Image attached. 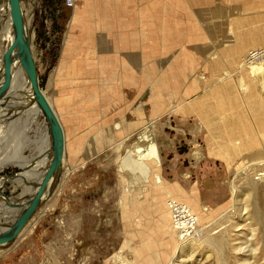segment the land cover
<instances>
[{"label":"rangeland","instance_id":"obj_1","mask_svg":"<svg viewBox=\"0 0 264 264\" xmlns=\"http://www.w3.org/2000/svg\"><path fill=\"white\" fill-rule=\"evenodd\" d=\"M21 1L39 86L63 124L65 161L22 232L0 246V264H264V153L255 160L240 153L227 166L218 145L207 139L203 118L211 116V132H220L215 95L231 107L228 117L264 114L262 78L240 61L264 37L251 34V41L233 48L236 38L230 35L244 17L236 7L247 3L142 0L140 8L133 1L87 0L88 7L85 0H74L72 7L65 0ZM220 12L221 31L212 24ZM124 69L136 76L130 87L125 84L131 90L120 85ZM57 80L65 88H56ZM205 103L198 117L194 109ZM146 108L159 110L151 116ZM11 110L0 114L8 129L0 141V177L19 171L3 160L18 127L10 123ZM152 119L158 159L148 164L145 181L120 165L150 144L139 137ZM261 131L255 122L241 132L261 144ZM19 136L21 156L36 158L37 150H28L33 137ZM227 159L232 161L230 154ZM250 179L257 180L255 188H249ZM4 183L1 194L19 199L24 182ZM172 201L188 210L189 230L195 225L191 217L198 220L188 237L191 254L169 231L164 214ZM6 213L0 210V227L14 216Z\"/></svg>","mask_w":264,"mask_h":264},{"label":"bare ground","instance_id":"obj_2","mask_svg":"<svg viewBox=\"0 0 264 264\" xmlns=\"http://www.w3.org/2000/svg\"><path fill=\"white\" fill-rule=\"evenodd\" d=\"M23 8V7H22ZM23 12V9H22ZM23 18H24V13H23ZM25 22V20H24ZM264 24V23H263ZM26 27V24H25ZM13 28H12V22H11V17H10V10H9V5H8V0H0V70H3V63H4V54L6 49L9 48L10 44L12 43L13 40ZM25 34L27 35L26 28H25ZM248 43V42H246ZM259 44H262L260 42ZM253 48V47H252ZM242 63V59H240ZM264 61V60H263ZM257 63V62H256ZM261 64V63H259ZM242 69H251V72H258V70L255 67H261L258 64L253 63V65L247 66L241 64ZM262 68V67H261ZM263 69V68H262ZM256 70V71H254ZM260 70V69H259ZM10 76H11V84H10V89L8 92V100L6 101V106L7 108L5 110L13 109L10 112V116H13V120L10 123H18V127H16L15 130H12L14 135H10V138L12 141H14V146L11 150V152L5 156L6 158L3 157V160L12 164L19 165V171L18 172H12L9 176H2L0 180H2V184L0 187H2L3 183L6 182V180H14L16 183L23 184V191H30L32 192L37 184L39 183L40 179L42 178L50 160H51V154H52V144H51V138L49 135L48 127L49 123L45 117V114L43 113L41 107L38 105V103L34 100L32 90L30 88V84L28 82V79L24 73V71L21 68V65L19 62L14 61L10 65ZM56 89V88H55ZM72 91V90H71ZM40 92L46 99L48 105L50 106L51 112L56 119V122L59 124L63 138L65 141V133H64V128L62 121L60 119V115L58 111L56 110L54 104L46 97L44 92L42 91L40 87ZM58 91L56 90L55 96L58 95ZM66 93V92H65ZM54 95V94H53ZM58 98V97H56ZM9 103V104H8ZM65 110V106H61ZM5 110H0V114H6ZM9 113V112H8ZM23 113L24 116L21 114ZM9 116V119H10ZM3 117V116H2ZM0 117V118H2ZM8 119V120H9ZM157 120V119H156ZM0 121V141L1 139L3 140L5 137L3 136L8 129L6 123L3 122V125H1ZM155 122V119H152L151 121H148L145 124L144 129H147L144 135L140 136L139 138L142 139H147L150 138L151 142L150 144L144 149L139 157L138 152H136L133 157L128 155L129 160L128 161H122L121 162V167L123 169H129L130 171L137 172L141 174L143 178H146L145 180H148V177L146 174H148L149 171V166L148 164L152 161H156L157 155V149L155 143H153V130H152V125ZM230 127V126H229ZM235 127V126H234ZM14 128V127H13ZM21 128V129H20ZM10 131V130H9ZM144 131V130H143ZM12 132V133H13ZM20 134H25V138L29 140V137H33L31 142L33 143V146H29L28 150L29 151H34L37 150L36 158H30L28 155L26 156H21V149L23 146V138L20 139L21 137L19 136ZM213 134V132H212ZM31 139V138H30ZM140 140V139H139ZM30 143V142H29ZM27 144V142H26ZM12 147V146H11ZM26 147V146H25ZM247 149V148H245ZM64 148L62 149V161H61V166L55 171V173L52 175L50 178V181L48 183L46 192L44 194V198L48 197L50 192L52 191V186L56 183L57 179L59 178V175L62 171V166L64 164ZM227 152V151H226ZM138 158V159H137ZM156 160H155V159ZM3 163H0V169L2 168ZM157 166V165H156ZM246 170V169H245ZM244 171V170H242ZM157 179V182L161 184V179L157 175L155 178ZM23 181V182H22ZM257 183V180H249V188H255ZM21 191V193L23 192ZM20 193V194H21ZM1 194V191H0ZM19 194V195H20ZM263 194V193H262ZM2 195V194H1ZM2 203L0 204V210L3 209L7 213H15L17 211L13 210L11 207L10 203L14 202L16 198L10 199L6 195H2ZM43 198V199H44ZM264 198V197H263ZM169 205V204H168ZM246 207V206H245ZM168 212H166V216L164 214V217L166 220L170 221V227L169 231L171 235L174 236V241L176 240L179 242V246H181V251L185 253H190L192 251V247L188 246L189 240L192 233H195V229L197 227V219H194L191 217V220H195L193 223L195 224L194 227L189 230L191 225H188V219H185V217L188 215L187 212L188 210H185L184 205H179L174 203L173 201L170 203L169 207H167ZM7 213L5 215H7ZM11 215V214H10ZM14 217V216H13ZM190 220V219H189ZM192 222V221H191ZM169 223V222H168ZM11 224V222H10ZM9 224V225H10ZM7 226H3L0 228H6ZM167 225L165 229L168 230ZM195 230V231H194ZM192 231V232H191ZM22 232V231H21ZM20 232V233H21ZM191 232V233H190ZM19 233V234H20ZM9 243V242H7ZM5 243V244H7ZM3 244V245H5ZM1 245V246H3Z\"/></svg>","mask_w":264,"mask_h":264},{"label":"crops","instance_id":"obj_3","mask_svg":"<svg viewBox=\"0 0 264 264\" xmlns=\"http://www.w3.org/2000/svg\"><path fill=\"white\" fill-rule=\"evenodd\" d=\"M115 1H128L130 3L133 1L134 5L136 7L137 6L140 8L142 7V0H115ZM137 1H139V4H137ZM84 2H85L84 5L86 7H88L89 2H87V0H85ZM242 2L247 3L246 6L236 7L237 8L236 12L239 13L238 15H241L244 17H242V19H240V21L238 20V22L235 23L236 26L232 28V30H231L232 34H230L233 41L236 38V40L234 41V44L232 46L233 48L240 47L239 43H241V42L245 43L246 41H248L250 39L251 34L254 35V39H255V37L257 39L264 37V28H263V25H264L263 24L264 23V7H263V4H264V2L257 1V0H254V1L253 0H246V1L242 0ZM252 2H253V5L248 6V5H251L249 3H252ZM115 6H118V4H115ZM240 7H242V8H240ZM223 15L224 14H222V13L219 14L217 16L218 19L215 20L213 18V21H212V24H218L220 26V29H218L219 31H221L224 28L223 21L220 19V18H223ZM71 27H73V24H71ZM209 32H210V30H209ZM250 41H251V39H250ZM254 42H256V41H254ZM258 65L261 66L263 69L261 67H255L258 70V72L256 70H254L256 72L253 73L250 71L251 69H249V73H251L253 75H258V77H261L262 78V85L264 86V66H263V64H258ZM122 74H123V78H122V80L120 79L121 80V82H120L121 87L123 89H130L128 87H125V84L130 87V85L136 80V76L134 74L130 73L129 71L126 72L125 69L123 70ZM77 81L85 82V76L84 77L78 76ZM126 81H128V82L126 83ZM55 82H56L55 87L56 86L57 87H63V80H57ZM241 85H242V83H241ZM63 88H65V87H63ZM131 88L133 89L134 85H132ZM234 95L237 97L236 94H234ZM212 98L214 100V106H215L214 108L217 111V115H219V117H221L223 120L221 122V125L218 126V127H220V129H219L220 132H217V133L215 132L216 135H214V133H213L212 135H214V136L212 138L210 136L212 133L211 130L213 128L215 129V126H213L210 123L211 122V120H210L211 116L207 117V115H204L203 118H206V124H207V134L208 133L210 134V135L206 134V137H207V139H210L216 145H218V149H219L220 153L222 154L221 158L225 161L226 165L227 166L232 165L234 163V160L237 158V156L240 153H242V157H244L246 154H248L246 156L247 159L255 160V157L256 158L260 157L259 155H261V152L264 153V121H263L264 120V114H262L261 111H260L261 113H256V112L252 111L250 114L249 113L245 114V112H244V114L241 116L235 115V116L228 117L226 112L228 111V109L230 110L231 107L226 108L225 106L220 105L219 104L220 101H219L218 97H216V95L213 96ZM247 100L248 101H246V102H248L247 104H249V101H251V100H249V99H247ZM260 102L264 103L262 101H260ZM241 103H243V101ZM198 105H197L198 107L194 106V107H197V109H194V112L197 113L198 117H202V115H200V114L202 113V110L204 109V107H207L208 103H205L203 106L200 104H198ZM146 109H148V111H151V116H153L152 113L158 112V110H159L158 108L157 109L146 108ZM244 118L246 121L244 120ZM140 119L141 118L136 119V121L141 122V120H142L141 125H143L144 124L143 119H141V120ZM242 119H243V121H242ZM260 121L262 122L261 124H260ZM255 122H258V128L262 129V131L259 132V135L262 137V143L261 144L256 139H253L251 137L243 135V133L241 132V131H246V130H252ZM134 123H135V121L133 122V124ZM228 127L230 128L229 130H227ZM3 136L6 138L7 132ZM253 141H255L257 144H259L261 146L255 148V149H250V148L245 149L244 148L246 143L253 142ZM229 145H230V148L228 149L227 147ZM229 154L231 156L232 161L227 159ZM256 154H257V156H255ZM10 164L13 166H16L18 168L20 167L19 165H16V164H12V163H10ZM4 165L5 164L2 165V168ZM1 169H0V171H1ZM11 181L14 182V180H11ZM1 184H2V180H0V186H1ZM3 185H5V183H3ZM3 185H2V187H3ZM2 187H0V190L2 189Z\"/></svg>","mask_w":264,"mask_h":264},{"label":"water","instance_id":"obj_4","mask_svg":"<svg viewBox=\"0 0 264 264\" xmlns=\"http://www.w3.org/2000/svg\"><path fill=\"white\" fill-rule=\"evenodd\" d=\"M8 5L14 37L9 48L5 51L3 70H0V110L1 106L3 104L6 105V101L8 100L11 84L10 65L12 62L17 61L28 79L34 100L41 107L49 123L48 131L51 138L52 154L51 160L36 188L32 192L23 191L19 195V199H15L14 202L10 203L13 210L17 212L14 213V217L11 216V224L8 227L0 228V246L10 242L18 235L38 208V205L44 198L50 178L60 167L64 145L62 130L56 122L46 99L40 92L36 63L30 40L25 34L26 27L22 12V1L8 0ZM25 195L28 197L23 198Z\"/></svg>","mask_w":264,"mask_h":264},{"label":"built area","instance_id":"obj_5","mask_svg":"<svg viewBox=\"0 0 264 264\" xmlns=\"http://www.w3.org/2000/svg\"><path fill=\"white\" fill-rule=\"evenodd\" d=\"M65 5L72 7L74 0H65ZM264 60V43L261 46L253 47L249 49L243 57V63L245 65H251L253 63Z\"/></svg>","mask_w":264,"mask_h":264}]
</instances>
